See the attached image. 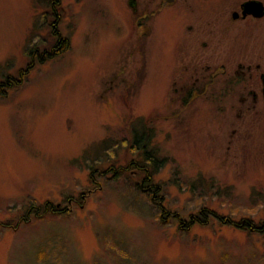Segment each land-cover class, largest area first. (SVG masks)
<instances>
[{"label":"rangeland","instance_id":"1","mask_svg":"<svg viewBox=\"0 0 264 264\" xmlns=\"http://www.w3.org/2000/svg\"><path fill=\"white\" fill-rule=\"evenodd\" d=\"M47 1L0 0V81L17 77L35 46L55 45ZM128 1L61 0L69 50L0 96V264H264V235L210 212L181 229L138 190L145 175L127 172L143 161L132 130L152 127L145 151L162 164L146 163L151 186L184 227L203 208L263 224L264 99L246 108L226 74L194 86L193 67L244 59L264 69V18L229 23L246 0H177L184 9L149 21L146 2L154 12L161 0H138V15ZM112 165L119 180L100 175ZM46 201L72 212L14 227Z\"/></svg>","mask_w":264,"mask_h":264},{"label":"trees","instance_id":"2","mask_svg":"<svg viewBox=\"0 0 264 264\" xmlns=\"http://www.w3.org/2000/svg\"><path fill=\"white\" fill-rule=\"evenodd\" d=\"M47 4L49 6V9L52 12V15L50 17V34L51 36L56 40V43L53 47H45L44 49H40L38 47H34L31 50H29V55H30V61L27 63L26 67L24 69H21L18 72L17 77L7 75L4 80L0 81V96L5 97L8 95V93L19 86H21L27 76L33 71V69L36 67L37 64L42 65L47 63L50 60L56 59L57 57L63 55L65 52H67L70 48V41L62 36L61 30L59 28L61 22H62V13L59 12V8L62 6L61 0H48ZM33 35V34H32ZM33 37V36H31ZM31 51V52H30ZM137 135H135L134 141L130 143L131 147L134 149L141 151L138 152L140 155H143V161H130L127 164V172H130L132 168L136 169L139 173L144 174V184H136L138 187V190L142 192L143 194L149 195L151 197L152 202L155 201H160V207L162 210V216L163 218L167 219L169 217H172V219H175L179 223V227L181 229H189L191 225H193L194 221L200 222L204 218L208 217L209 215L207 213H212L213 216L216 218L218 217L219 220L222 221L224 225H232L237 229L241 230H248L249 232H254L257 234H262V232L254 229V228H259L260 225H256L254 222L249 221L247 219H242L240 222H234L230 218L227 217H221L219 216L216 212L211 211L208 208H203L198 216L191 215V222L189 225L184 227V222L182 218H180L179 215H172L169 211H167L165 208L162 207V202L163 198H159V187L151 186L152 182L154 181V174L147 170L146 163L147 162H155L153 165L155 166H160L162 164V160L159 161L156 159V156L153 151L147 152L145 149L147 148L148 141L145 142V139L147 140L148 137L145 136V133L143 134V131L139 132L137 131ZM153 134V133H151ZM147 137V138H146ZM115 165H112L109 169L105 170L104 172H101V176L104 175H109L112 174V179L113 180H119L122 176V168H115ZM115 168V169H114ZM130 169V170H129ZM99 171L96 169H92V173H94V178L96 174H98ZM93 177H91V182L95 184L93 181ZM150 178V179H148ZM151 190V191H150ZM154 194V195H152ZM156 196V198H154ZM82 198V197H81ZM80 198V199H81ZM72 201L74 203L75 201L71 198H67V201ZM72 212V211H71ZM70 210L68 209L67 211H64L60 208V205L54 206L52 201H46L45 204H38L35 202H32L28 206V211L22 215V217L19 219L18 224H15L14 227H18L19 225H25L29 224L31 220L36 219V220H41L45 218L46 216L49 215H56V216H63L64 214L68 215L71 213ZM171 219V218H170ZM169 219V220H170ZM184 221V222H183ZM264 223V222H263ZM182 224V225H181ZM12 223H6L3 224V228H12ZM261 228H264V224L262 225ZM253 229V230H252ZM263 235V234H262Z\"/></svg>","mask_w":264,"mask_h":264},{"label":"flooded vegetation","instance_id":"3","mask_svg":"<svg viewBox=\"0 0 264 264\" xmlns=\"http://www.w3.org/2000/svg\"><path fill=\"white\" fill-rule=\"evenodd\" d=\"M248 1H259L264 5L263 0H246L245 2L241 3L238 10H233L227 16V20L229 23L238 24V22H242V25L250 23V22H256L260 21L263 18H256L253 14L244 16V12L242 9V5ZM147 3V9L143 16V19L151 21L153 16L156 14H162L163 18H170L174 14H177L180 10L184 9L185 6H182V3H180L177 0H161L159 6L157 7V10L152 12L151 9V3L152 2H146ZM129 6L132 8V11L135 15H138L139 13V1L138 0H129L128 1ZM174 5H178L174 10L168 11L169 9L173 8ZM189 8V7H186ZM179 10V11H178ZM193 13V10L190 11V14ZM192 17V16H191ZM188 19L185 17L184 19V29L187 31V34L189 36H193L195 27L189 23H185V20ZM230 24V26H231ZM192 34V35H191ZM204 47H207V43L203 44ZM238 59H233L232 61H237ZM244 59H239L233 66L230 68H227L226 64H220L219 66L212 68L211 65H194L193 71L197 73V76L194 81V86H201L205 87L207 84L213 83L214 80H216L217 76L221 75H227L226 80L228 83V86L230 91H232L236 86L242 87V95L240 97L241 103L246 106V108L250 109L252 106H256V104L259 102V100L264 99V82H263V76H264V69L263 65L256 63H248L246 60L242 61ZM234 67V68H233ZM233 68V69H232ZM203 72L201 76H199V72ZM207 73V74H205ZM253 79L261 81V87H253L251 82ZM250 83V84H249ZM252 104V105H251ZM251 105V106H250ZM143 134L145 133V136L148 137V139H145V142L148 141L151 137V133H154V128L143 127ZM135 135H137V132L135 129L132 130V142L134 141ZM146 137V138H147ZM133 148V147H132ZM132 174L138 173L136 169L130 171ZM150 179V178H148ZM145 180L144 177L141 181V184H144ZM154 195V194H152ZM156 198V196H154ZM264 224V223H263ZM262 224V225H263ZM259 226V228H254L264 235V228ZM253 230V229H252Z\"/></svg>","mask_w":264,"mask_h":264},{"label":"water","instance_id":"4","mask_svg":"<svg viewBox=\"0 0 264 264\" xmlns=\"http://www.w3.org/2000/svg\"><path fill=\"white\" fill-rule=\"evenodd\" d=\"M242 9L244 12V16L253 14L256 18L264 17V5L259 1H248L242 5Z\"/></svg>","mask_w":264,"mask_h":264}]
</instances>
